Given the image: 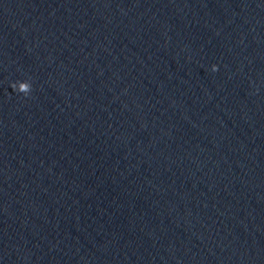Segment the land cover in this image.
I'll return each mask as SVG.
<instances>
[{
    "label": "clouds",
    "instance_id": "clouds-1",
    "mask_svg": "<svg viewBox=\"0 0 264 264\" xmlns=\"http://www.w3.org/2000/svg\"><path fill=\"white\" fill-rule=\"evenodd\" d=\"M211 71L213 72L218 71V66L212 65ZM10 87L12 88L13 91L17 93H22L24 96H28L32 91V83L30 80L14 81L10 84Z\"/></svg>",
    "mask_w": 264,
    "mask_h": 264
}]
</instances>
